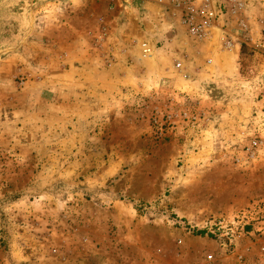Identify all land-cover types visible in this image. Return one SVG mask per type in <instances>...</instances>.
Returning <instances> with one entry per match:
<instances>
[{
	"label": "rangeland",
	"instance_id": "obj_1",
	"mask_svg": "<svg viewBox=\"0 0 264 264\" xmlns=\"http://www.w3.org/2000/svg\"><path fill=\"white\" fill-rule=\"evenodd\" d=\"M35 8L0 18V264H261L253 232L208 224L264 197V7L178 43L180 66L137 19L117 63L106 22L82 53Z\"/></svg>",
	"mask_w": 264,
	"mask_h": 264
},
{
	"label": "crops",
	"instance_id": "obj_2",
	"mask_svg": "<svg viewBox=\"0 0 264 264\" xmlns=\"http://www.w3.org/2000/svg\"><path fill=\"white\" fill-rule=\"evenodd\" d=\"M233 2L237 5L235 14L231 11ZM36 3L31 2L29 3L30 7H23L17 0L10 3L0 0V18H11L16 23L17 18L21 20L20 9L29 10L35 5L36 8L32 11L37 23L36 13L39 6H36ZM252 5L264 7V2L261 0H45L43 7L41 6L39 10L45 9V12L47 11L45 13L48 17L47 21H57L61 27V36H63V32H66L68 36H71L75 30L85 32L80 49L82 53H87L94 48L95 44L100 43L97 28L99 24L106 22L105 36H102V39L107 38L102 42L103 49L98 52L104 57L103 52L107 48L116 62L118 58L126 59L135 45L133 43L135 38L131 35L130 28L132 20L137 19L142 35L136 40L149 42L153 40L156 44L159 43L158 50H162L163 54L168 57L178 58L176 62L180 66L182 64V61L179 62L181 56L187 62L195 57V52L191 49L179 51L176 49L178 43L182 45L184 40L192 44V40H195L183 22V18L189 9L204 12L207 10L218 11L221 7L227 11L222 14L218 23L224 25L229 17L234 15L238 17L239 13L241 17H244V13L240 12L239 8L243 7L247 13L248 7ZM102 6L105 7V13L99 11ZM10 9L12 10L8 12ZM63 12H66L65 16L60 17ZM249 16L252 17V15ZM229 23L226 22V30L232 25ZM51 33L53 34L52 31ZM228 33L230 34L229 37H232V32L228 31ZM225 39L228 40L227 37ZM68 49L69 46H67L66 51L63 50V53L68 54ZM155 50L157 49L153 45V52ZM261 264H264V259H261Z\"/></svg>",
	"mask_w": 264,
	"mask_h": 264
},
{
	"label": "built area",
	"instance_id": "obj_3",
	"mask_svg": "<svg viewBox=\"0 0 264 264\" xmlns=\"http://www.w3.org/2000/svg\"><path fill=\"white\" fill-rule=\"evenodd\" d=\"M236 9L237 5L233 2L231 11L234 14L236 13ZM221 13L222 11H220V9L218 11L207 10L204 12L189 9L183 18V22L187 26L189 34L198 40H203L209 36L212 27L219 20ZM238 25L241 31L244 32L242 29H246L244 20H240ZM261 38L264 40V35H262ZM140 48L142 56H147V53L149 52L148 44L142 42ZM207 62L210 63L211 61L208 60ZM256 144V142L253 143V145ZM230 218V220L219 218L209 221L208 230L215 233L218 231L220 234H225L227 238H229L228 236H231L234 239L242 238L251 231V233L253 232L255 234V237H259V240L264 242V197L258 198L244 208L239 209ZM260 252L261 254H264V245L260 247Z\"/></svg>",
	"mask_w": 264,
	"mask_h": 264
},
{
	"label": "trees",
	"instance_id": "obj_4",
	"mask_svg": "<svg viewBox=\"0 0 264 264\" xmlns=\"http://www.w3.org/2000/svg\"><path fill=\"white\" fill-rule=\"evenodd\" d=\"M201 232H203V231H201Z\"/></svg>",
	"mask_w": 264,
	"mask_h": 264
}]
</instances>
